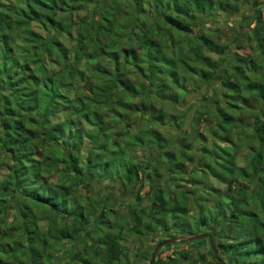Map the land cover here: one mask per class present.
Here are the masks:
<instances>
[{"label": "trees", "instance_id": "trees-1", "mask_svg": "<svg viewBox=\"0 0 264 264\" xmlns=\"http://www.w3.org/2000/svg\"><path fill=\"white\" fill-rule=\"evenodd\" d=\"M249 3L0 0V264H54L73 250L74 262L128 263L122 236L146 213L148 232L178 233L168 240L207 235L183 241L194 245L211 246V236L225 264H264V190L240 182L254 183L261 174L264 184V16L256 10L248 18L242 7ZM76 13L83 14L78 23ZM233 16L229 27L225 21ZM220 27L246 40L252 55L231 50ZM18 39L21 59L13 50ZM103 58L114 68L107 70ZM192 94L198 99L192 115L168 116L166 106L190 110ZM134 97L139 102L130 108L125 100ZM130 109L148 129L107 136L101 114L120 119ZM163 126L180 132L174 150L156 131ZM85 139L92 144L83 157ZM242 144L249 147L246 166L237 164ZM142 148L143 160H136L131 153ZM56 176L62 181L52 184ZM205 181L223 187L196 202L200 214L192 221L188 195L171 197L168 186L200 188ZM92 182L136 189L139 202L149 184L152 204L134 203L129 220L116 223V237L107 226L114 206L87 194ZM221 191L225 200L217 203ZM231 232L248 238L232 239ZM161 237L159 244L166 241ZM87 238L90 248L74 247ZM172 246L159 250L155 264H179L173 254L161 257ZM209 253L216 261L212 247ZM206 258L199 251L189 263L207 264Z\"/></svg>", "mask_w": 264, "mask_h": 264}, {"label": "rangeland", "instance_id": "rangeland-1", "mask_svg": "<svg viewBox=\"0 0 264 264\" xmlns=\"http://www.w3.org/2000/svg\"><path fill=\"white\" fill-rule=\"evenodd\" d=\"M8 1H10V0H8ZM259 2H260V4L258 6H256L255 3L252 2V0H250V3L248 5H245L244 8L242 7V12L248 18H251L254 15V13H256V10H259L262 13V15L264 16V0H259ZM74 16H75L74 21L76 23H78L79 21H81L83 14H81V16H78L76 13ZM236 19H237V17L233 16V17H231L230 21L226 20L225 22H227V26L232 27L233 26V20H236ZM249 22H250V20H249ZM34 27H36V26H34ZM220 28L225 35L224 42L228 43L231 50L237 51L242 56L252 55V49H251L250 45L245 44L246 40H244L243 38H238L234 33L227 31L226 28H224V27H220ZM64 40H65V38L62 37L61 41H64ZM74 40H76V36H75ZM20 42H21L20 39L15 41V43L13 45V50H14V54L16 56H18V58L21 59L22 54H19L18 48H16L20 44ZM72 42H74V41H71L69 44H67L68 47H70V48L73 47L74 43H72ZM258 55H259V53L257 55L255 54V56H253L252 58H255ZM78 62L81 63V61H78ZM100 63L102 65H104V67L107 70H111L114 68V65L112 63H110L107 59L103 58L100 61ZM84 64H85V62L83 61V63H82L83 67L85 66ZM94 80L98 81L99 79H98V77H96ZM192 83L195 84V82H192ZM72 93H75V89H73ZM196 97H197V95L195 96V94H192L191 96H188V98H187V100H190V110H189V105H187V104H186V106H179L176 108H169L168 106H166L168 116H170V115L173 116L175 114H178V113H175L177 111L183 112V113L189 111V113L192 115L193 114L192 107L195 105L194 102L196 103V101L198 100ZM125 101H129L128 107H130V108H132L131 106L133 104H136L139 102L138 98H136V97H134L133 99H131V98L126 99ZM154 102H156V101H154ZM156 104H158V102H156ZM123 114H122V117L120 119H117V118L112 119L111 117L106 116L104 113L101 114L102 118H103V122L105 124H107V128H108L107 129V136L112 137L117 133H122L124 130H129V129H130V134L131 133L137 134L138 132L140 133V132H143V131L148 129V126L145 125L144 119H142L140 112H133V109H130L126 112L123 111ZM126 115L128 117H130L129 121H127L128 118L126 117ZM123 116L126 117V120H124L125 122L120 121V120H123L122 119ZM131 116H134V117L132 118ZM179 117L181 118L182 115H180ZM163 127L164 128H161V127L160 128L155 127V128H156L157 132H160L163 136H165V138H166L165 140H169L170 143L168 145V148L169 149L171 148L172 150H174L173 147H171V146L174 144L175 139H179L178 137L180 135H178V133H180V132L176 129H173V131H170L165 126H163ZM125 139H126L125 136L124 137L122 136L120 138V140H122V142ZM91 144L92 143H90L88 139H85V143L83 146V154H82L83 157H85L86 153L90 150ZM123 145H124V143H123ZM252 145H253V143H252ZM253 146H258V144L255 143V145H253ZM248 148L247 147L245 148V146L242 144L240 150L236 149L237 150L236 153H239L238 155H236L237 160H238L237 161L238 165H240V166L248 165L249 160H250V158H248V156H246ZM144 153H145V150L142 148V149H137L135 152H133L131 154L132 155L135 154L134 158L136 160L137 159L143 160V158H141V157ZM145 160H146V157H145ZM160 162L158 163V166H159V164L164 163V162H161V163ZM164 168H165V164L162 165V167H160V169H163L162 174H165ZM260 175L261 174L256 175L254 183L245 182L243 180H241L240 182H242V184H245L246 188L249 189V191L252 190L254 187L263 191L264 190V184H262V181H260V177L262 176V175L261 176ZM181 178H187V177L182 176ZM190 178H191V176H190ZM196 180H199V178H197ZM61 181H62V179L59 180V177L56 176L55 178H53L51 183L52 184H58V182H61ZM164 181L166 184L170 185V183L167 180L163 179V182ZM163 182L159 181L158 185H160V183H163ZM92 184L93 185L87 194L92 195V197H95L96 200H98V199L100 201L103 200L101 202V204L111 203L114 206L113 211L109 217V223L107 226L109 227V231H111L110 233L115 234L116 237H119V233H118L119 229H118V225H116V223L124 224V223H126V221L129 220V216L132 214V208L131 207H133L134 205L136 206L137 204L138 205L141 204L143 207H149L152 204V198H153L152 193L153 192H150V185L149 184H146L144 186L142 192H141V197L143 198V201H141V202H139L138 199H135L134 194L136 193V189L133 190L130 188H123L122 185H120L119 183H112V184L107 183L106 185H100L99 183L92 182ZM258 184H259V186H258ZM83 186H81L82 188L81 187H79V188L81 190H83ZM221 186L223 187L222 183L216 184L214 181L201 182L200 188L195 187L194 185H187V183H186V185L184 187H181L178 190H177L178 187H176V185L173 186V188H169V186H168V190H169L168 193L171 195V197H175L177 195V192H179V191L183 195L184 194L188 195V197H187L188 204H190V208L192 209V210L190 209V219L192 221H194L198 217V215L200 214V211H199L200 209H198V206L195 205L196 202H202L201 204H203L205 202V200L207 199V196L209 194L208 192L210 191L209 189H212L214 187L221 188ZM224 190H226L225 187H224ZM82 192L84 193V190ZM223 192L224 191H221V195L219 197L216 195V198L214 199V201H216L217 203L223 202V200H225V193L223 194ZM228 195H232V192L228 191ZM107 201H109V202H107ZM134 203H136V204H134ZM255 207L257 208L255 210V212L259 213L260 208L257 205H255ZM12 209H13V207L6 210L8 218H10L9 214H11ZM209 209H210V207H209ZM46 210H47V208L42 207V212L45 213ZM201 210H203V209H201ZM142 216H143L142 217L143 220L140 222V224H135L136 226H138V228L134 229L132 226V227H130V230L125 232L124 235L122 236L123 239L121 240V247L125 250L124 255L126 256L125 259L128 262L125 264H150L151 254L153 253V249L159 244L160 236H164L161 238H164V239H166V241H169L167 238L170 234L171 235L178 234L175 232L167 233L166 231H163L160 229H157L155 231V233L148 232L147 230L144 229V223L148 220L149 217L147 216V213H146V215L143 214ZM45 224H47V223H45ZM60 224H62V222ZM186 224H188V221ZM216 225L217 224H215V223L213 224L214 230H215ZM213 226H212V228H213ZM233 228L236 229L235 227H233ZM202 231L206 232L207 230H202ZM210 232H212V231H210V230L207 231V233H210ZM92 235H94L93 238H96V237L99 238V236H100L98 233H93ZM228 235H230V237L232 239H236V240H238V239L243 240L244 239L243 237H245V239L248 238L246 236H241V235H238V233H233V232H231ZM180 238H182V236L178 237L177 239H180ZM170 240H173V239H170ZM230 241H232V240H230ZM185 242H187V241H185ZM217 242H218V240L217 241L214 240L215 246H217L216 245ZM76 243L77 244H75L74 247L78 246L79 249L90 248L92 246V242L90 241V239L88 240V238L83 239V241H80L79 243L78 242H76ZM210 249H211V246L208 243V241L194 245V244H185L183 242V240H181V241H177L176 243H173L172 248L166 249L161 257H162V259L166 260V258H168V256H171L173 254V256L175 255V257L179 259V264H186V263H189V261H191L192 259H194V256L196 253L201 251L202 253L206 254V256H207V258H206L207 264H216L218 261L213 260V257L209 253ZM216 249H218V248L216 247ZM72 252L74 255L72 254ZM72 252H70L66 255L64 253L61 254L63 258L59 259L60 261H57L54 264H85V263H80L79 261L74 262L73 259H75L76 252H74V250ZM218 254H219V251H218ZM92 256H93V254L91 253V257ZM219 256H220V254H219ZM123 262H125V261L123 260Z\"/></svg>", "mask_w": 264, "mask_h": 264}, {"label": "water", "instance_id": "water-1", "mask_svg": "<svg viewBox=\"0 0 264 264\" xmlns=\"http://www.w3.org/2000/svg\"><path fill=\"white\" fill-rule=\"evenodd\" d=\"M207 237V235H200V236H192V237H182L180 239H173V240H169V241H164L160 244H158V246L156 247V249L154 250L153 256H152V260H151V264H155L158 252L161 248H163L164 246L168 245V244H173L176 243L177 241H194V240H200ZM210 242H211V247L214 253V256L216 258V260L220 263V264H225L224 261H222V259L220 258L218 251L216 249L215 243L213 241V238L210 236Z\"/></svg>", "mask_w": 264, "mask_h": 264}]
</instances>
